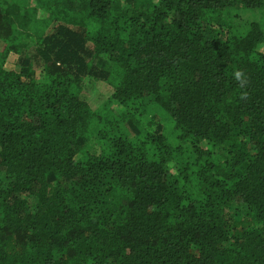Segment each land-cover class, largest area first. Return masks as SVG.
<instances>
[{"label": "trees", "instance_id": "16d2710c", "mask_svg": "<svg viewBox=\"0 0 264 264\" xmlns=\"http://www.w3.org/2000/svg\"><path fill=\"white\" fill-rule=\"evenodd\" d=\"M0 264H264V0H0Z\"/></svg>", "mask_w": 264, "mask_h": 264}, {"label": "rangeland", "instance_id": "374dc122", "mask_svg": "<svg viewBox=\"0 0 264 264\" xmlns=\"http://www.w3.org/2000/svg\"><path fill=\"white\" fill-rule=\"evenodd\" d=\"M18 59V54L13 52L9 53L6 58V66L12 70H20V67L18 66ZM107 67L108 65H105L104 69ZM40 74L41 69H38L37 75ZM113 91V86L102 79L94 80L92 77H86L83 81V93L86 96L89 105L93 109H97L108 97L113 94Z\"/></svg>", "mask_w": 264, "mask_h": 264}, {"label": "clouds", "instance_id": "9594fccd", "mask_svg": "<svg viewBox=\"0 0 264 264\" xmlns=\"http://www.w3.org/2000/svg\"><path fill=\"white\" fill-rule=\"evenodd\" d=\"M233 79L238 83V85L243 89L246 88L250 83V78L243 70H237L233 74ZM248 93L246 91L241 93V99H245Z\"/></svg>", "mask_w": 264, "mask_h": 264}]
</instances>
